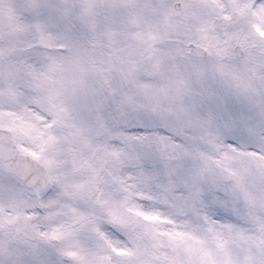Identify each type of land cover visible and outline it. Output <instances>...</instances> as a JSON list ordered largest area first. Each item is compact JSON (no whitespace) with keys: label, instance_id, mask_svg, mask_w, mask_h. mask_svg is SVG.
Listing matches in <instances>:
<instances>
[{"label":"snow or ice","instance_id":"snow-or-ice-1","mask_svg":"<svg viewBox=\"0 0 264 264\" xmlns=\"http://www.w3.org/2000/svg\"><path fill=\"white\" fill-rule=\"evenodd\" d=\"M0 264H264V0H0Z\"/></svg>","mask_w":264,"mask_h":264}]
</instances>
